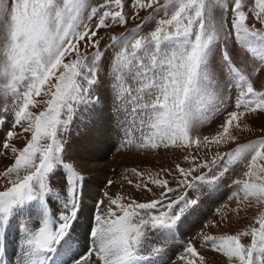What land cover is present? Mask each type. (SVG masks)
Returning a JSON list of instances; mask_svg holds the SVG:
<instances>
[{
    "label": "snow or ice",
    "instance_id": "6c2138e0",
    "mask_svg": "<svg viewBox=\"0 0 264 264\" xmlns=\"http://www.w3.org/2000/svg\"><path fill=\"white\" fill-rule=\"evenodd\" d=\"M158 3L134 0L133 8L153 9ZM161 9L168 18L158 21L150 39L136 38L132 53L128 52V35L136 36L140 26L128 35L110 37L121 45L112 61L109 81L120 101L116 111L128 113L126 104H132L128 115L151 129L140 148L211 147L236 141L232 130L243 131L241 121L246 114H264V91H257L234 65L227 43L234 40L256 55L257 42L264 45V0H254L247 12L244 0H168L153 11ZM217 9L221 10L219 16ZM93 19L94 26L90 23ZM250 19L260 28L249 27ZM127 22L122 0H105L90 10L88 0H0V96L4 98L0 128L7 124L9 129L0 142V153L10 149L15 154L14 164L4 172L8 186L0 190V245L10 223L20 220L29 207L35 208L38 228L31 229L28 222L23 228V264H142L147 259L141 254L147 229L160 233L151 248V255L159 260L150 264H164L163 245L174 238L186 214L198 204L199 186L212 187L225 180L229 166L249 153L251 160L244 173L247 179L233 181L235 196L239 205L264 206V164L258 163L264 161L262 139L241 144L231 152L218 151L210 161L187 170L177 166L181 177L178 185L191 189L190 195H169L179 189L172 188L166 179H157L151 183L162 189L159 199L128 206L110 199L115 209L94 214L85 234L87 251L75 254L81 243L74 239V233L81 213L83 176L65 162L60 134L68 131L78 107L88 110L99 99L96 90L103 86L99 74L105 58L95 39L99 30ZM81 42L95 49L90 61L80 51ZM138 51L149 64L142 62ZM67 57L73 58L65 62ZM259 58L261 67H253L258 77L264 73V56ZM125 78L135 83V89L126 85ZM233 88L237 89L234 98ZM230 103L233 110L217 134L203 139L192 135L194 128L211 122ZM39 105H44L43 111L30 110ZM18 127L31 134L19 151L11 143ZM120 130L127 135L126 129ZM58 169L65 177L66 200L53 214V201L59 205L60 196H52L50 182ZM201 169L207 172L194 175ZM257 223L259 228L242 234L251 237L250 246L241 243L240 235H206L204 241L230 264H264V215ZM186 252L191 258L182 255L181 261L205 264L194 246L188 245Z\"/></svg>",
    "mask_w": 264,
    "mask_h": 264
},
{
    "label": "rangeland",
    "instance_id": "374dc122",
    "mask_svg": "<svg viewBox=\"0 0 264 264\" xmlns=\"http://www.w3.org/2000/svg\"><path fill=\"white\" fill-rule=\"evenodd\" d=\"M10 3L11 0H8ZM105 0H88L89 10L90 7H98L100 4L104 3ZM168 0H159L157 5L153 6V9L158 8L161 4H166ZM228 2V0H225ZM123 3V14L127 18V24L125 26L113 25L111 27L102 28L99 30L95 39L100 42V50L104 52L105 58L102 64V70L99 74L102 87L96 90L97 96H104L108 101L109 110L107 111L110 123L115 127V138L113 139L114 150H111L107 155V161L111 165L110 174L108 176V181L103 184V189L101 192V207L98 209L100 214H105L109 207L115 206L110 205V199H119L120 202L128 206L135 203H147L155 199H159L162 189L154 183L152 180L166 179L169 185L174 189H179L175 193L169 195H180L181 192L185 195H190L192 190L183 188L180 189L178 181L181 179L179 173L177 172V166L183 167L186 170L194 167L197 163H203L206 160L210 161L216 152L226 153L231 152L234 148L241 144H249L257 142L264 139V114L254 113L246 114L241 121L243 131L239 129H233V134L238 138L236 141H229L227 143H222L219 146L205 147L201 145L200 147H159L157 149L151 148H140L138 145L143 142V140L151 134V129L146 125H141L139 119L133 120L128 114L131 113L132 104L127 103L126 107L128 113H125L123 109L118 113L116 111L117 105L120 103L119 100L115 98V94L112 91V87L109 83L111 79V64L115 58V55L120 52L121 45L114 43L110 37H122L132 33L134 30L138 29L136 36L128 35V52L132 53L133 49L131 47L136 38L150 39L151 33L155 30L160 19H166L167 16L164 15L163 9L159 12L153 11V9L141 10L139 8H133L134 0H122ZM245 11L247 12L250 8L254 6V0H244ZM115 9V5H112ZM171 11V9H170ZM220 9H217V16L220 15ZM87 15V13H85ZM251 15V14H250ZM230 19V15H229ZM91 25L96 24V20L90 21ZM249 27L260 28L258 24H253L252 20L248 21ZM230 26V25H229ZM3 41L0 38V45ZM256 55L252 52L241 47L234 40H230L227 43V49L230 56L232 57L234 65L243 71V73L248 76V78L253 82L254 87L257 91H264V73H261L259 77L255 72H253V67H261L260 56H264V45L257 44ZM80 51L82 54L86 55L91 60L92 55L95 52L90 44L85 42L80 43ZM75 53H73V57ZM137 56L142 60L144 64H149L150 61L143 55L142 51L137 52ZM73 57H67L65 62L72 59ZM218 55L214 58L213 64L218 62ZM126 85L131 86L135 89V83L129 79L125 78ZM237 89L233 88V98L235 96ZM43 97H37V100ZM11 99L8 103L11 104ZM4 98L0 96V105H3ZM97 101L88 110H85L82 106L77 108L75 117L66 133L60 134V139L64 143V153L63 157L65 162L73 166L82 176L83 183L89 180L94 174L88 171L81 162L75 160L74 157V143L78 140L85 130L89 119L92 116L98 117L101 115L100 109L97 105ZM33 112L39 113L44 110V105H39L36 108L30 109ZM233 110L231 103L222 108L213 117L211 122L200 125L194 128L192 135L194 137H199L203 139L204 137H212L217 134L220 130L219 125L222 121L227 119V114ZM81 113H83L81 115ZM127 116V118H126ZM119 118V123H118ZM121 127L127 130V135L121 131ZM7 124L4 128H0V142H2L4 134L8 131ZM18 133L16 138L11 142L12 146L19 150H22L28 140L31 138L30 133H23L18 127L15 129ZM115 141V142H114ZM251 153L246 154L241 160H239L234 165H230L229 176L223 180L217 182L216 185L209 187L207 185H200V192L198 194V204L195 206L194 210H190L189 214H186V218L198 213L203 207H208V211L199 223L192 231H190L186 239L183 240V245L176 252L175 255L171 256L166 260L164 264H186L185 261L179 259L180 256H185L191 258L186 252L188 245H192L196 248L205 258V264H230L226 257L222 254L214 252L211 247L205 243L204 236L211 235L219 238L223 235H240L241 243L246 247L251 244V237L242 235L244 232L250 231L253 228H259L257 221L261 215H264V206L256 205L255 203L239 205L236 199V184L233 183L235 180H245L247 177L244 175L248 171V164L251 160ZM15 161V154H13L10 149L5 150L0 153V190H4L8 186V178H3L4 172L8 167H11ZM258 163L264 164V161H259ZM207 169H201L200 173H194V175L206 173ZM211 175V173H209ZM50 187L53 189L52 196L59 194L60 204H55L53 201L52 212L55 214L58 210H61L60 205H62L66 200V182L62 170H57L55 178L51 180ZM183 190V191H181ZM220 190V191H219ZM222 191L224 197L219 198L215 201L216 194H220ZM226 192V193H225ZM84 188L82 187L81 194L79 196V206L82 209L83 198H84ZM51 199V197H50ZM168 201V200H163ZM215 201V202H214ZM167 204V203H166ZM163 210L162 206L160 207ZM30 210V209H29ZM32 212V213H31ZM118 212V210H117ZM32 214V215H31ZM119 214V212H118ZM158 214V213H155ZM25 222H28V226L35 230L38 228L39 218L35 208H31L30 213H24L20 220H16L10 223L5 230L6 235H8V249L3 245V250H8L11 258L16 260L17 255L15 252L21 251V256L18 258V264H23V252L24 246L23 241L25 237H22V233H18V229H22L25 226ZM12 234H14L13 238ZM160 233L152 229L146 230L144 248L141 254L145 257H152L151 248L155 245V242L159 239ZM78 239V236L75 238ZM182 242V241H181ZM172 241L170 240V246ZM169 240L167 244L163 245V250L166 252L170 246ZM167 248V249H166ZM16 249V250H15ZM19 249V250H18ZM166 249V250H165ZM6 251V252H8ZM77 252V250H76ZM75 252V253H76ZM84 250L80 255L84 254ZM164 252V253H165ZM14 255H13V254ZM63 254V252H61ZM164 257V256H163ZM159 258V257H157ZM12 260V261H13ZM12 263L17 264V261Z\"/></svg>",
    "mask_w": 264,
    "mask_h": 264
},
{
    "label": "bare ground",
    "instance_id": "6f19581e",
    "mask_svg": "<svg viewBox=\"0 0 264 264\" xmlns=\"http://www.w3.org/2000/svg\"><path fill=\"white\" fill-rule=\"evenodd\" d=\"M97 105L100 109L101 115L98 117L92 116L89 119L85 130L78 140L74 143V159L81 162L83 167L94 174L89 180L83 183V188L85 191L81 213L79 215L78 226L74 233V239L78 236V241L81 243L76 246L77 252L75 253L79 256L84 250L87 251L85 241V234L89 227L90 219L98 211L101 199V192L103 189V184L108 181V176L110 174L111 165L106 160L107 155L111 150H114L113 139L115 138V127L110 123L107 111L109 110V105L107 99L104 96H98ZM115 142V141H114ZM220 191V190H219ZM222 191L220 194H216L215 201L219 198L224 197ZM226 193V192H225ZM214 201V202H215ZM208 207L201 208L200 211L187 219H184L182 223L178 226L175 232L174 238H170L172 244L170 248L165 252L163 257L164 262L171 256L174 255L182 245V240L185 239L187 234L192 231L207 213ZM5 233V232H4ZM6 234V233H5ZM4 234V236H5ZM4 245V244H3ZM0 245V248H3ZM4 249V248H3ZM0 249V264H15L12 263L13 258H11L10 252ZM14 255V254H13ZM13 260V261H12ZM159 260V258L149 259L147 258L142 264H150V262Z\"/></svg>",
    "mask_w": 264,
    "mask_h": 264
},
{
    "label": "trees",
    "instance_id": "16d2710c",
    "mask_svg": "<svg viewBox=\"0 0 264 264\" xmlns=\"http://www.w3.org/2000/svg\"><path fill=\"white\" fill-rule=\"evenodd\" d=\"M137 211H141V210H137Z\"/></svg>",
    "mask_w": 264,
    "mask_h": 264
}]
</instances>
